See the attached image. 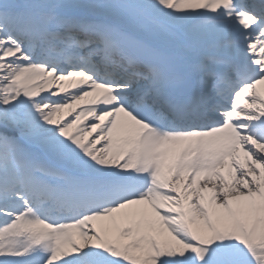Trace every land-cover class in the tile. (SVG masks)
Wrapping results in <instances>:
<instances>
[{"label": "snow or ice", "instance_id": "6c2138e0", "mask_svg": "<svg viewBox=\"0 0 264 264\" xmlns=\"http://www.w3.org/2000/svg\"><path fill=\"white\" fill-rule=\"evenodd\" d=\"M0 264H264V0H0Z\"/></svg>", "mask_w": 264, "mask_h": 264}]
</instances>
